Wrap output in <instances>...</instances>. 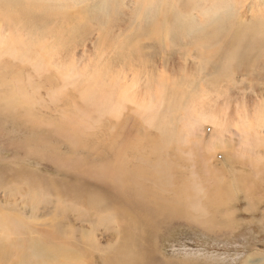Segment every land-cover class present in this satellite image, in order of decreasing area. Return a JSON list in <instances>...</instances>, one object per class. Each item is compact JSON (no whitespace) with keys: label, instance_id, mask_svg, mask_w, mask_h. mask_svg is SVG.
Wrapping results in <instances>:
<instances>
[{"label":"rangeland","instance_id":"374dc122","mask_svg":"<svg viewBox=\"0 0 264 264\" xmlns=\"http://www.w3.org/2000/svg\"><path fill=\"white\" fill-rule=\"evenodd\" d=\"M80 1L87 6L97 0H77ZM169 1L176 6L180 2ZM123 2L127 11L145 0ZM216 2L202 0V9ZM232 2L236 10L241 8V0ZM40 3L52 7L49 0H23L26 10L0 3V40H7L5 48H0V111L4 112L0 114V264H50L55 254L49 248L55 247L74 252L82 264H108L113 255L111 247L120 241L113 231L107 229L106 221H99V214L87 210L85 204L75 205L65 197L57 196L59 189L80 184V178L74 175L78 165L83 164L85 168L94 164L104 165L103 158L92 159L93 156L85 150L104 149L93 146L95 139L91 141V137H84V140L81 136L73 139L71 135H54L52 124L59 121L60 124L75 125L74 119L80 115L78 119L84 124V128L80 129L83 134L101 128L112 129L116 125L109 123L110 118L106 116L99 117L92 108H84L76 89L69 84L68 68L73 70L72 77L78 73V76L80 74L88 79L92 76L91 80L97 78L93 84L99 80L101 85L108 74L106 76H111L106 81L110 82L108 87L118 91L123 84L138 86L135 89L143 93L147 90L154 99L164 103L160 116L175 136L179 134L168 146H173L180 153L172 170L167 165L161 166L162 185H166L165 189L170 187L165 179H170L169 172L177 169V187L186 186L188 196L193 195L199 203L202 216L196 212L193 215L202 218V226L181 215H165L164 221L168 223L169 230L163 237L157 238V242L164 247L160 249L163 253L161 258L176 263L196 260L210 264H264V69L254 68L253 63L246 68L261 75H250L240 69L217 71L216 76L214 69L196 66L197 56L194 51L187 50L185 44L178 45V50L185 48L188 51H181L185 54L183 59L180 55L172 56L177 57L174 62L170 58L175 66L167 61L168 68L164 66L160 60L163 57L153 66L150 62L155 58L145 56L142 49L152 52L154 41L118 38L106 42L96 38H88L85 42L75 40L57 28L55 20V23L47 25V29L46 26L43 28ZM263 7L264 0H245L241 8L245 14L242 18L248 21L258 16ZM203 21L202 14V24ZM128 47L134 50L130 51ZM186 81L188 83L185 84ZM166 90L188 93L190 109L176 107L169 110L168 106L172 104ZM131 110L132 105L128 103L125 113L129 115ZM11 111L28 115L27 120L35 122V127L27 125L28 133L21 126H16L7 115ZM146 128L139 120L134 130L137 134L132 137L136 139ZM45 130L50 134L49 138L51 136L49 145L41 141L40 144L25 142L28 137L39 136L42 139L41 133ZM149 131L156 133L153 128ZM22 140H25L23 146ZM75 141L79 145H74ZM67 155L70 157L67 158ZM107 155L111 157L112 154ZM70 164L76 167L71 169ZM132 188L140 190L139 187ZM112 205L121 212L127 208L120 200H114ZM133 216L144 224L135 212ZM123 221L124 217L119 213L108 223L117 229Z\"/></svg>","mask_w":264,"mask_h":264},{"label":"bare ground","instance_id":"6f19581e","mask_svg":"<svg viewBox=\"0 0 264 264\" xmlns=\"http://www.w3.org/2000/svg\"><path fill=\"white\" fill-rule=\"evenodd\" d=\"M22 1L23 0H0V3L12 7L24 8ZM232 1L233 0H217L214 5L210 7L206 6L207 8L204 7L205 9H202V0H180L178 6L174 5L173 2L169 0H145L144 3L136 4L133 9L126 11L123 0H97L94 3H88L87 6L83 4L84 2H77V0H70V2H66L65 0H49L53 8L40 3V22L43 28L45 29L46 26L47 29V25L55 20L58 26L57 28L62 29L65 35L71 38L73 37L75 40L79 39L82 42H85L88 38H96L98 41L105 42L112 41L114 38L130 41L131 39H140L143 42L152 40L155 43L153 51H145V49H142V52L145 56H149L152 59L155 58L153 59L154 61H151L152 63L149 61L153 66H156L157 60H159L160 57H163V59L160 60L163 61L164 66L170 63L175 66L176 64L173 62L174 58L177 57L173 58L172 56L180 55L183 59L185 54L182 52H188L187 50H189L190 52L194 51L197 56V63L195 62L197 64L196 66H201V68L202 66L207 68L210 67L214 69L213 72H216V76H218L217 71L227 72L240 69L246 70L250 75H261V73H251L246 67L254 63V68L264 69V7L262 11H259L258 16L244 21L242 17L245 14L241 12V8L245 0H241V8L237 10ZM24 10H26V8H24ZM202 14L204 16L203 24ZM51 26L53 27L54 25ZM6 41L7 40H0L1 49L2 47L5 48ZM165 41H168V43ZM57 44L59 43L57 42ZM183 44L186 45L187 50L185 48L178 50V45L181 46ZM125 49L127 48L125 47ZM121 50L124 51L122 48ZM131 50H134V48L132 49L131 47ZM4 52L6 53V51ZM160 53L162 54L160 55ZM61 56L62 54L60 58ZM170 58L173 62L170 61ZM166 61L168 62L167 65L165 64ZM191 63L189 64L192 65ZM194 67H192V69ZM188 69L190 70V68ZM67 71L69 84L76 89L79 98L85 105L84 108H92L99 117L106 116L110 118V120L108 119L109 123L114 122L116 125H113L114 127L112 129L101 128L92 133L83 134L80 129L84 128V124L78 119L80 115L74 119L75 125L67 123L60 124L59 121L52 124L54 127L53 131H51L54 135H71V137H75V139L80 136L81 139L82 137H91V141L95 139V144L93 146H100L104 149V151L86 149L85 152H87L88 155L91 154L93 156L92 159L96 157L97 160L103 158L104 165L99 166L94 164V166L88 168L83 167V164L78 165L76 168L78 172L76 171V173L73 174L80 178V184H74L68 186V188L59 189L57 191V196L65 197L66 200H70L75 205L81 206L80 204H85L87 210L92 211L93 214H99L101 216L99 221H106L105 224H107V229L113 231L120 238L119 245L117 244L111 247L113 255L108 259V264H210L208 262H197L196 260L182 261L180 259L182 263H176L174 260L165 261L161 258L163 254L161 250L164 249V247L162 243L157 242V238L163 237V234L169 230L168 223L165 224L164 221L165 215H181L188 220L196 221L202 226V218H196L193 215L196 212L202 216V208L199 207V203L197 204L193 195L188 196L189 193L185 190L186 186L184 188L183 186L177 187L178 179L175 173L177 169L169 172L170 179H165V182H167V185L170 187L165 189L166 185H162L164 177L163 175L161 176L163 172L161 166L167 165L170 170H172L178 161L180 153L179 150L176 151L173 146H168V144H171L172 139L179 134L175 136V133L160 116L161 106L164 103L158 99H154L153 94L147 90L143 93L135 89L136 87L138 88V86L130 87L127 84H123L119 86L120 88L118 91L113 87H108L107 84L110 82L107 83L106 81L111 78V76H106L108 74L105 75L104 83L100 85L99 82L101 81L99 80V82L97 81L93 84V81L97 79H95V77L91 80L92 76L89 75L90 79H88V77L80 76V74L79 77L78 73L76 74L77 76L75 75L72 77L71 74L73 70L68 68ZM78 71L81 72V70ZM109 73H111V71H109ZM195 73L197 74L198 72ZM103 74L105 73L103 72L102 76ZM252 80L254 81V79ZM186 83L188 82L186 81L185 84ZM98 85H100V87ZM130 85L132 86V83ZM172 85L174 86L173 83ZM172 85L169 86L173 87ZM170 91L166 90V92H168L167 95L170 96V103L172 104L168 106L169 110H174L176 107L178 109L184 108V110L189 108L188 93ZM72 94L74 95L75 92L73 91ZM157 95L158 94H156L155 98ZM199 95L202 94L200 93ZM75 97L77 96L75 95ZM167 102H169V100ZM55 103L56 102H54V104ZM128 103L132 105L131 114L129 115L125 113ZM196 103L198 102L196 101ZM76 105L77 104H75V106ZM198 108L201 109L200 107ZM71 109H73V107ZM1 113L4 112L0 111V114ZM7 115L12 118L16 126H21L28 133L29 130L27 125L33 128L35 127V122L27 120L29 118L28 115L22 116L21 113H12V111ZM16 118L18 122L15 120ZM139 120H141L142 125L147 128L146 130L142 129V131H140L141 133H139L140 135L134 139L132 135L137 134L134 130ZM0 122L2 121L0 120ZM49 123L50 122L47 124ZM65 125L66 127H64ZM148 127L153 128V131L155 129L156 133L150 132ZM49 135L50 134L45 130L41 133L43 140L39 136L28 137L26 141L22 140L23 144L21 145L23 146L25 144L24 141L28 143L35 142L36 144H40L41 141L43 144L49 145L48 142L51 140V136L49 138ZM86 138H84V140ZM45 141H47V143ZM91 141L88 143L90 144ZM66 145L68 144L66 143ZM74 145L77 146L79 143L76 142ZM73 150L75 151L74 148ZM108 153L112 154L111 157L107 155ZM41 156H43V154ZM69 157L70 156L67 158ZM69 160L71 159H68V161ZM78 160L80 161V159ZM100 163L101 162H99V164ZM60 165L63 164L61 163ZM73 167L76 166L71 165V169ZM167 178L169 177L167 176ZM132 186L139 187L140 190H136L132 188ZM114 200L123 202L124 206L127 207L125 208L126 211L121 212L122 210L115 209L112 205ZM134 212L136 216L138 215L141 220L144 221V224L136 220L133 216ZM119 213L123 215L124 221L118 225L117 229H113L110 223H108V220L111 217L115 218ZM164 224L165 227H163ZM161 228H163V230H161ZM49 249H52L55 254V256L50 259V261L53 260L50 264H82L78 256L74 255V252L67 250V248H64L65 250L57 247ZM160 251L161 253H159ZM241 264L248 263L241 262Z\"/></svg>","mask_w":264,"mask_h":264}]
</instances>
